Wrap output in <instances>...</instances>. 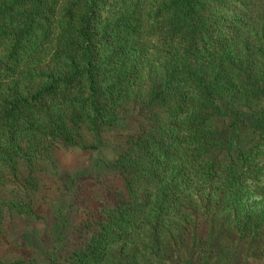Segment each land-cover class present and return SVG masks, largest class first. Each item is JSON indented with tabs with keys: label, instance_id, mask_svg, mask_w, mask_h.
I'll return each instance as SVG.
<instances>
[{
	"label": "trees",
	"instance_id": "16d2710c",
	"mask_svg": "<svg viewBox=\"0 0 264 264\" xmlns=\"http://www.w3.org/2000/svg\"><path fill=\"white\" fill-rule=\"evenodd\" d=\"M116 129L122 193L74 194L86 221L62 213L49 264H125L110 247L201 203L262 254L264 0H0V186L29 187L58 142L100 153Z\"/></svg>",
	"mask_w": 264,
	"mask_h": 264
},
{
	"label": "rangeland",
	"instance_id": "374dc122",
	"mask_svg": "<svg viewBox=\"0 0 264 264\" xmlns=\"http://www.w3.org/2000/svg\"><path fill=\"white\" fill-rule=\"evenodd\" d=\"M125 133L121 129L105 133L100 153L55 143L52 153L36 166L29 187L0 186V198L8 203L0 220V261L49 264L47 252L62 213L74 224L85 220L80 210H70L74 194L82 199L77 207L92 208L108 204L112 194L122 193L115 169L108 166L107 153ZM19 171L27 173L21 164ZM26 198L32 201L33 214L23 212L13 202ZM222 205L207 214L202 213V203L196 211L192 209L196 205L192 206L185 218L169 223L159 236L144 227L129 243L110 247L104 260L125 264H264V250L262 254L252 251L247 242L237 238L231 214L222 210Z\"/></svg>",
	"mask_w": 264,
	"mask_h": 264
}]
</instances>
